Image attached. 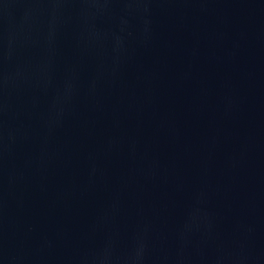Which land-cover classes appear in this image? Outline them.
<instances>
[{"label": "water", "instance_id": "1", "mask_svg": "<svg viewBox=\"0 0 264 264\" xmlns=\"http://www.w3.org/2000/svg\"><path fill=\"white\" fill-rule=\"evenodd\" d=\"M0 264H264V0H0Z\"/></svg>", "mask_w": 264, "mask_h": 264}]
</instances>
